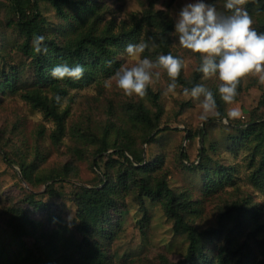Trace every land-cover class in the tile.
<instances>
[{"label":"rangeland","instance_id":"obj_1","mask_svg":"<svg viewBox=\"0 0 264 264\" xmlns=\"http://www.w3.org/2000/svg\"><path fill=\"white\" fill-rule=\"evenodd\" d=\"M99 1L103 2L101 27L109 22L130 26L135 20L143 21L144 29L137 43L141 40L147 42L148 32L153 31L145 19L148 14H161L174 26L179 10L185 4L195 2ZM206 2L215 4L219 11H228L224 8L226 0ZM243 7L246 9L247 3ZM40 9L47 32L59 37V42L65 40L67 37H60L59 34L64 23L56 16L53 8L42 2ZM249 14L254 22L253 28L258 33H264V15H257L255 11ZM14 20L8 1L0 0V65H4L1 68L7 70L14 68L21 72L23 86L31 80L32 73L28 59L18 50L22 38L14 29ZM171 50L185 61L184 77L191 81L198 68L197 54L183 49L172 36ZM145 56L156 60L159 56L156 46L150 44L142 58ZM116 59L120 67H130L135 62L127 56L125 50ZM110 77L100 74L96 82L89 86L67 88V103L60 111H66L68 116L65 133L59 141L53 138L54 123L33 110L21 98V93L0 95V264L20 250L21 241L13 234L11 223L18 211L28 209V195H33L35 201L47 206L37 211L35 219L46 224L47 216L56 214L68 221L71 227L74 225L75 207L72 199L76 188H94L100 184L102 175L94 166L100 141L107 136L109 143L115 140L120 142L125 131L135 142L134 147L142 149L144 164L149 163L155 169L152 177L165 178L171 189L186 194L191 200L193 213L186 216V221L199 231L217 228L221 215L234 203L243 200H247L251 206H259L260 224L264 223V186L253 179L260 159V148L255 137L249 140L247 147L237 146L236 138L240 132L234 127H238V123L225 127L218 119L209 118L201 126L200 101L184 95L183 89L191 88L178 83L175 94H166L170 80L164 72L158 81L149 86L151 94L147 92L144 98L124 95L114 81L111 87H105V81ZM200 83L219 95L217 77H203ZM263 96L264 85L257 78L249 76L241 81L234 105H226L220 99L225 112L229 107L240 108L243 117L238 121L262 120L264 108H260L259 103ZM139 106L149 110L151 116L157 115L160 110V128L170 129L158 136L153 133L155 141L147 145L143 144L145 133L142 127L133 121ZM201 129L205 131L203 139L198 137ZM113 152L110 150L108 153ZM182 154L188 157V164L201 163L203 168L190 170L182 161ZM4 155L9 157L11 164L4 160ZM118 163H102L101 170L112 177L118 169ZM23 165L30 166L31 183L22 177ZM221 168L227 169L229 176L219 181L215 173ZM206 172L210 174L213 185L205 179ZM57 175L64 180L63 183L36 182L38 178ZM140 197L136 188L130 191L120 188L118 209L111 214L110 220L114 239L109 253L113 264H178L189 245L187 236L175 234L173 221L166 215L161 203L143 198L144 204L141 205ZM69 217L72 219L69 220ZM260 233L258 241L253 244L255 247L261 246L264 231ZM28 240L23 239L27 244Z\"/></svg>","mask_w":264,"mask_h":264},{"label":"trees","instance_id":"obj_2","mask_svg":"<svg viewBox=\"0 0 264 264\" xmlns=\"http://www.w3.org/2000/svg\"><path fill=\"white\" fill-rule=\"evenodd\" d=\"M15 16L13 23L15 31L22 38L18 50L29 61L32 78L22 86L21 72L17 69L1 68L0 65V95L6 93H21V98L31 108L40 112L45 120L55 125L53 138L59 141L65 133L67 112H61V106L52 99L59 94L67 95L68 87H86L96 82L98 75L113 76L120 65L116 56L125 50L130 43L135 44L143 31V21L133 20L134 24L118 26L109 22L101 27L102 1L99 0H6ZM46 3L64 23L59 31L60 37L67 38L58 41L57 36L47 32L46 22L42 17L40 3ZM247 11L264 15V0L247 2ZM146 22L153 31L148 32L147 42L156 46L157 55L172 53L170 32L174 31L171 21L161 14H148ZM43 35L48 47L47 54H37L32 48L33 35ZM179 57V56H178ZM198 67L200 57L197 54ZM67 62L70 66L83 65L84 76L79 81L65 79L56 80L50 76L52 68ZM110 62V63H109ZM198 69V68H197ZM203 74L195 71L191 81L184 77V69L177 83L193 87L200 83ZM31 86V87H29ZM20 87H23L20 89ZM30 88V89H29ZM151 94L149 90H147ZM217 109L221 115H226L223 103L218 94L213 92ZM264 97V96H263ZM259 107L264 108V98ZM151 116V112L139 106L133 118L134 124L142 127L145 133L143 144L155 141L152 137L170 130L160 128L159 116ZM238 123L240 136L237 146H248L249 140L255 137L260 148V159L253 174V179L264 186V119L230 121V125ZM205 131L201 129L198 137L203 139ZM190 136L188 140H190ZM101 145L95 153L97 159L94 166L100 170L101 179L98 187H77L73 194L75 207L74 225L56 214L47 216V223L34 218L37 211L46 209V204L35 201L33 195L27 196V210L18 211L12 218V229L16 239L21 241L17 254L8 257L3 264H113L109 247L114 239L111 225V214L118 209L119 191H130L136 188L140 193V203L148 199L161 203L166 215L173 221L175 234L186 235L189 245L184 258L178 264H264V236L261 246L255 247L258 235L264 231V223L260 224V208L251 206L247 200L234 203L219 219L217 228L199 231L186 221V216L193 213L191 200L186 194L177 193L171 189L165 178L154 179L155 169L149 163L144 164L143 151L134 147L135 142L125 131L124 138L119 142L109 143L107 136L100 141ZM114 152L109 154L108 152ZM204 152V150H203ZM117 160H114V159ZM182 161L190 170L203 168L201 163L188 164V157L181 155ZM4 160L11 164L9 157ZM119 161L114 176L102 172L101 164L106 165ZM144 164V165H143ZM155 167V166H154ZM30 166H22L21 174L26 182L31 183ZM219 181L229 176L227 169L216 171ZM205 179L211 185L210 174L205 173ZM38 183H63L57 176L38 178ZM100 186V187H99ZM32 209V210H31ZM144 212L146 213L145 208ZM31 210V211H29ZM28 238V244L23 241Z\"/></svg>","mask_w":264,"mask_h":264},{"label":"clouds","instance_id":"obj_3","mask_svg":"<svg viewBox=\"0 0 264 264\" xmlns=\"http://www.w3.org/2000/svg\"><path fill=\"white\" fill-rule=\"evenodd\" d=\"M248 0H226L224 8L219 11L215 4L206 0H195L185 4L178 12L174 23V31L169 33L178 40L179 45L193 54H198L200 64L197 71L204 78L217 77L218 93L226 105H234L238 96V87L244 78L249 76L258 79L264 85V33H258L253 28V19L243 7ZM155 46L151 41L141 40L139 43L128 44L125 52L134 62L132 66H121L112 77L105 81V87H111L112 82L128 97L144 98L150 85H153L166 73L170 80L166 94H175L177 81L185 61L172 53L161 54L156 60L143 57L146 49ZM33 51L37 54H47L48 47L43 35H33ZM110 63V62H109ZM83 65L70 66L67 62L55 65L50 76L63 81L66 78L79 81L83 78ZM183 93L200 101L202 109L199 120L201 126L209 118H216L225 127L230 121L243 117L239 107H229L226 115H221L217 109L215 95L205 84L184 88ZM202 98V99H201ZM55 103L63 106L66 97L55 95ZM72 217H69L71 220Z\"/></svg>","mask_w":264,"mask_h":264}]
</instances>
